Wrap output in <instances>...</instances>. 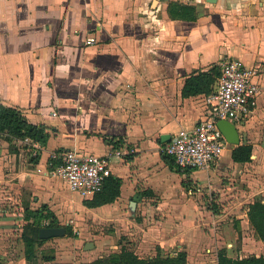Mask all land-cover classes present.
Listing matches in <instances>:
<instances>
[{
    "label": "crops",
    "instance_id": "1",
    "mask_svg": "<svg viewBox=\"0 0 264 264\" xmlns=\"http://www.w3.org/2000/svg\"><path fill=\"white\" fill-rule=\"evenodd\" d=\"M88 38L95 42L87 44ZM230 59L255 69V80L264 85V0H0V104L19 109L49 134L44 145L34 143L36 156L24 140L0 134V174L45 195L35 210L46 205L59 225L66 211L78 222L110 227L83 254L85 262L98 258L102 240L117 247L112 242L119 246L123 236L136 241L129 248L140 258L184 250L187 264H207V254L217 264L220 245L231 247L234 235L224 240L221 227L208 226L219 218L193 199L189 187L190 181L207 183L211 168L181 175L162 155L179 129L206 117L205 99L220 76L210 94L191 97L182 95L186 79L214 65L221 74ZM235 126L240 144L253 147L252 160L262 158L264 93ZM226 147L231 157L236 146ZM63 150L108 158L109 177L121 181L119 197L88 208L84 201L94 196L68 189L77 197L66 203L45 187L43 177L62 179L51 176L49 160ZM220 159L216 168L226 164ZM156 200L161 216L149 220L146 208ZM67 226L72 233L69 224L59 227ZM80 239L85 249L88 242ZM53 255V264L68 258L58 250Z\"/></svg>",
    "mask_w": 264,
    "mask_h": 264
},
{
    "label": "rangeland",
    "instance_id": "2",
    "mask_svg": "<svg viewBox=\"0 0 264 264\" xmlns=\"http://www.w3.org/2000/svg\"><path fill=\"white\" fill-rule=\"evenodd\" d=\"M229 148L233 147L230 145ZM229 160H231L230 151L226 147L220 159V163L226 164L220 167L218 166L217 168V161L211 164L209 168H211L210 171L213 173L208 176L207 183L203 184L201 181H190L189 187H191L193 199L196 202L204 203L207 209L210 207L211 203L215 205L218 211L215 215L218 216L219 221H212L208 226H212L214 229L221 227L219 231H225L224 234L222 232L224 240L230 239V233L234 235L231 241V247H226L227 243L224 241V243L220 245V249H229L233 257L237 254L245 257L250 255L264 256V244L258 241L254 236L252 227L246 219L244 212L245 207L251 201L256 197L264 196V156L260 159L252 160V162L246 166L234 165ZM202 175L204 176V174ZM6 181H8L9 184H6ZM39 181L43 183L45 187L56 189L54 193L59 194L62 201L66 203H68L67 201L70 199L74 202V199H76L75 197H77L68 191L62 179L43 177ZM48 191L47 193H49ZM44 196H39L37 193H34L29 184L25 188L24 186H19L18 178L11 180L5 172L0 174V264H32L27 262L24 258V245L21 239L23 226L27 224L24 220V216L27 208L28 210H35L36 206H39V204L41 205V200H44ZM52 198L51 196V199ZM57 204H59V202H56V205ZM154 204H157V200L153 201V203L146 208L149 220L153 217L158 218L161 216L160 211ZM189 213H191L190 208H188V214ZM188 218L187 216V219ZM87 220L88 219H83L82 222H78L75 217H70L69 213L65 211L62 214L60 226L69 224L72 228L71 235L48 239L47 242L37 248L35 263L53 264L51 260H46L45 258L54 256L53 254L56 250L61 253V256L62 254L68 255V258L61 259V264H80L85 262L87 258H83V254H88L93 248L83 249V243L78 244L76 238L81 236L80 240L82 242L94 243V241L101 239V237L108 234L110 231V227L107 225L96 226L93 222H88ZM237 222L239 223L240 237H237L235 234ZM76 223H78V225H76ZM87 227L90 232L86 230ZM80 229L81 232L86 230L88 234L84 235L83 232L80 233ZM77 232H79V234H77ZM193 233L196 234L197 231ZM74 234L76 235L74 236ZM197 235L196 237H198ZM102 241L100 248L101 253L98 257L119 250V246L117 245L118 240L112 242V244L117 247H113L106 240ZM121 242L128 248H131L130 245L134 246L136 243L134 240L129 242L128 237L123 236L121 237ZM207 255H209L208 259L210 258L207 264H211L214 256H211V254Z\"/></svg>",
    "mask_w": 264,
    "mask_h": 264
},
{
    "label": "built area",
    "instance_id": "3",
    "mask_svg": "<svg viewBox=\"0 0 264 264\" xmlns=\"http://www.w3.org/2000/svg\"><path fill=\"white\" fill-rule=\"evenodd\" d=\"M86 41L87 44L95 42L93 38ZM256 76L257 71L239 59L222 64L216 90L205 99L206 117L190 129H179L164 149L181 171L207 170L221 157L228 143L217 122L226 120L236 125L250 116L257 107L259 95L264 93V85L255 80ZM24 142L31 146L32 155L36 156L38 148L34 143L29 139ZM115 155L121 154L116 152ZM49 161L51 176L62 178L68 189L82 198L100 193L111 175L109 159L94 154L63 150L53 152Z\"/></svg>",
    "mask_w": 264,
    "mask_h": 264
},
{
    "label": "trees",
    "instance_id": "4",
    "mask_svg": "<svg viewBox=\"0 0 264 264\" xmlns=\"http://www.w3.org/2000/svg\"><path fill=\"white\" fill-rule=\"evenodd\" d=\"M220 76V68L216 65L211 67L207 72H199L186 79L182 90L183 97H191L198 94L208 95L212 92V87ZM43 125H33L28 122L23 113L13 107L0 104V134L6 135L8 140L29 139L33 143L44 145L49 138ZM108 144L117 146V143L106 140ZM253 147L250 144H240L231 151V160L234 163L246 164L252 161ZM163 161L169 168L181 175L189 176L195 170L186 169L181 171L175 164L172 157L163 154ZM182 185L187 187L183 181ZM120 179L108 177L103 185L102 191L91 200L84 201L88 208H96L105 204L114 202L120 195ZM188 188V187H187ZM213 214H217L215 205L211 203L208 208ZM25 210V209H24ZM245 216L254 232V236L258 241L264 244V196L256 197L244 209ZM26 225L23 226L21 239L24 245V258L27 262L36 264V250L43 245L48 239H40L38 236L39 229L43 227H59V223L52 212L44 205L36 210L26 209L24 216ZM47 224L45 225V223ZM239 223H236L238 237H240ZM66 235H71L70 227H66ZM119 250L111 252L107 255L98 257L90 262L80 264H187V253L184 250H177L173 255L162 254L157 252L151 258H140L133 250L119 242ZM46 260H54V256H48ZM217 264H264V256H241L235 257L228 254L225 248L217 252Z\"/></svg>",
    "mask_w": 264,
    "mask_h": 264
},
{
    "label": "water",
    "instance_id": "5",
    "mask_svg": "<svg viewBox=\"0 0 264 264\" xmlns=\"http://www.w3.org/2000/svg\"><path fill=\"white\" fill-rule=\"evenodd\" d=\"M216 0H207L209 3H214ZM217 126L224 135L227 143L231 146H238L240 144L239 133L236 126L226 120L217 122ZM66 234L65 227H43L39 229L38 236L40 239H51L55 237H63ZM85 249L93 248L92 243H87Z\"/></svg>",
    "mask_w": 264,
    "mask_h": 264
}]
</instances>
